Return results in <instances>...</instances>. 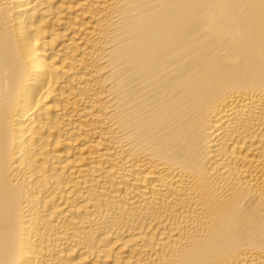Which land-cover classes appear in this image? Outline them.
Masks as SVG:
<instances>
[{
	"label": "bare ground",
	"instance_id": "obj_1",
	"mask_svg": "<svg viewBox=\"0 0 264 264\" xmlns=\"http://www.w3.org/2000/svg\"><path fill=\"white\" fill-rule=\"evenodd\" d=\"M0 264H264V0H0Z\"/></svg>",
	"mask_w": 264,
	"mask_h": 264
}]
</instances>
